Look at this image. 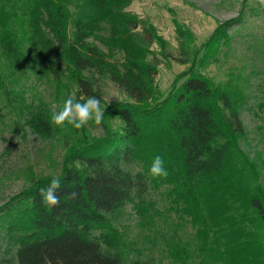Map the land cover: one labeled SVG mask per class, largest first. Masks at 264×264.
Returning <instances> with one entry per match:
<instances>
[{"label": "trees", "instance_id": "obj_1", "mask_svg": "<svg viewBox=\"0 0 264 264\" xmlns=\"http://www.w3.org/2000/svg\"><path fill=\"white\" fill-rule=\"evenodd\" d=\"M128 2L0 0V44L9 47L14 34L6 18L19 9L21 27L25 23L31 28L48 71L57 76L65 70L86 96H94L97 94L84 72L103 70L106 60L87 37L101 19L119 14ZM246 3L243 0L242 4ZM241 16L240 12L219 23L194 50H181L183 62L189 65L160 100L143 103L146 94L142 95L143 88L135 80L111 72V78L138 102L117 101L105 107L103 135L85 136L66 152L61 172L55 176L61 180L59 206L46 205L41 196L54 176L38 178L20 193L28 202L23 211L24 232L16 239L17 264H125L120 256L105 250L93 232L108 225L128 202L136 200L138 206L143 201L148 178H158L149 174L156 156L163 159L181 212L195 228L190 239L177 235L165 238L167 257L177 264H264V184L258 181L255 163L238 145L244 128L237 98L199 69L214 57L219 41L227 44L228 27ZM119 17L131 29L141 25L154 33L150 25L129 14L120 13ZM174 24L180 45L193 43L192 34L178 22ZM129 54L135 65H144L143 53ZM148 68L146 65L145 70ZM109 117L118 118L115 128L105 125ZM37 121L45 124L42 119ZM219 138L222 141L216 142ZM135 162L143 170H131L129 166ZM234 173L241 181L236 191L240 197L238 220L257 230L248 237L243 230L229 233L225 229L227 233H222V222L227 219L229 226L234 218L225 215L228 204L216 205L212 200L217 189L230 186ZM245 181L246 189L241 184ZM244 189L248 195L241 194ZM73 191L78 194L75 200L69 199ZM126 264L151 263L134 258Z\"/></svg>", "mask_w": 264, "mask_h": 264}, {"label": "rangeland", "instance_id": "obj_2", "mask_svg": "<svg viewBox=\"0 0 264 264\" xmlns=\"http://www.w3.org/2000/svg\"><path fill=\"white\" fill-rule=\"evenodd\" d=\"M242 3L243 0H129L118 13L150 25L154 33H148L141 25L129 28L119 14L101 19L87 41L105 55V68L84 74L104 109L117 101L138 102L111 78V72L131 77L143 88L142 95L146 94L147 101L143 103H153L168 92L175 77L188 67L181 50H194L219 23L241 12V18L228 27L227 44L219 41L214 57L199 69L236 96L244 128L238 145L255 163L258 181L264 184V0ZM20 12L18 9L16 15L6 18L9 31L14 34L9 38V47L0 44V264H17L16 239L24 232L23 211L28 202L20 193L38 178L57 176L66 152L80 139L96 138L104 132L102 124L93 122L79 130L53 123V114L70 95L77 100L88 96L65 70L57 76L48 71L31 28L23 22L21 27ZM174 21L192 34L193 43L185 41L180 45ZM44 32L51 35L47 28ZM137 51L143 53L144 65L130 61L129 53L133 56ZM37 119L45 124H38ZM118 122L116 117L105 119L109 128H115ZM220 141L222 138L216 142ZM129 168L143 170L137 162ZM231 177L230 186L220 188L222 191L217 189L212 197L216 205L228 204L225 215L234 218L229 226L227 219L223 221L221 231L243 230L248 232L247 237L254 235L255 228L238 220L240 197L236 191L241 181L236 173ZM147 181L148 188L138 206L136 200L128 202L108 225L94 229L93 234L105 250L120 256L125 264L134 258L151 264H177L167 257L165 238L177 235L187 240L195 228L181 212L170 175ZM241 184L247 188L246 181ZM245 189L241 192L244 196L248 195Z\"/></svg>", "mask_w": 264, "mask_h": 264}, {"label": "clouds", "instance_id": "obj_3", "mask_svg": "<svg viewBox=\"0 0 264 264\" xmlns=\"http://www.w3.org/2000/svg\"><path fill=\"white\" fill-rule=\"evenodd\" d=\"M82 101V102H81ZM105 109L101 107V100L95 96L81 97L77 100L74 95H70L64 100L59 111L53 114L52 121L58 127L70 126L73 129H82L89 122L100 125L103 122ZM149 174L153 177H167L168 172L164 167L163 159L156 156L149 169ZM61 188L59 177H53L46 189L41 190L43 202L50 207H57L61 200L57 195ZM78 194L73 191L69 194V199H77Z\"/></svg>", "mask_w": 264, "mask_h": 264}]
</instances>
